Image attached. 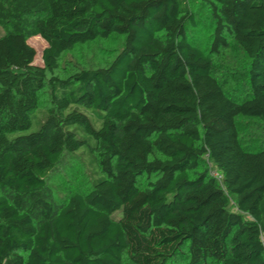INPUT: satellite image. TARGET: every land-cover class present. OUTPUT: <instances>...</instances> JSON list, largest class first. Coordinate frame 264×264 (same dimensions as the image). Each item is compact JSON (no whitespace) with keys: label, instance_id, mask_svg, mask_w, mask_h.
<instances>
[{"label":"trees","instance_id":"trees-1","mask_svg":"<svg viewBox=\"0 0 264 264\" xmlns=\"http://www.w3.org/2000/svg\"><path fill=\"white\" fill-rule=\"evenodd\" d=\"M199 3L209 54L191 36ZM0 28V264H264V150L238 123L264 122V0H0ZM113 36L125 43L109 65L58 74ZM230 38L241 100L214 75ZM66 156L94 174L61 202L49 179Z\"/></svg>","mask_w":264,"mask_h":264},{"label":"rangeland","instance_id":"rangeland-1","mask_svg":"<svg viewBox=\"0 0 264 264\" xmlns=\"http://www.w3.org/2000/svg\"><path fill=\"white\" fill-rule=\"evenodd\" d=\"M198 20L197 29L191 30L194 42L209 54L213 41V22L207 8L200 3L195 6ZM0 28V36L3 35ZM231 48L223 50L221 56L214 57V75L223 84L226 92L235 99H243L248 90L247 62L242 52L230 38ZM125 40L123 37L113 36L111 39L98 40L94 43L78 46L73 52L64 55L60 62L58 74L66 77L78 67L96 69L109 65L123 49ZM29 44L36 51L35 64L43 66V51L47 47L46 42L40 37H33ZM50 89L47 88L41 95L40 109L34 115L32 128L25 132L36 131L43 112L49 107ZM239 130L242 143L250 150H264V122L256 119L240 118ZM100 124L97 123V127ZM93 167L89 160L76 156H66L55 174L49 179V185L58 201H64L75 193H87L92 185ZM216 174V173H215ZM146 179H140V187L146 186ZM126 264H131L126 262Z\"/></svg>","mask_w":264,"mask_h":264}]
</instances>
